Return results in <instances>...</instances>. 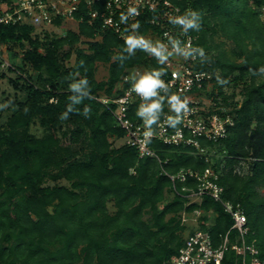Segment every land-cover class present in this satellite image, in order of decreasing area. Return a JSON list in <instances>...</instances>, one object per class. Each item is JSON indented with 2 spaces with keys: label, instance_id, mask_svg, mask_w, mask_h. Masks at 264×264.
Segmentation results:
<instances>
[{
  "label": "trees",
  "instance_id": "trees-1",
  "mask_svg": "<svg viewBox=\"0 0 264 264\" xmlns=\"http://www.w3.org/2000/svg\"><path fill=\"white\" fill-rule=\"evenodd\" d=\"M168 1L183 14L199 12L201 27L188 34L205 56L194 69L213 75L211 96L236 108L226 138L199 140L205 153L151 140L162 163L141 159L128 145L115 147L126 132L96 98L119 94V85L135 69L168 74L165 63L139 48L130 53L126 40L101 30L100 21L90 25L85 6V21L77 29L69 25L60 35H35L36 29L28 25L0 26V48L21 59V65L3 69L6 59L0 51V81L7 79L15 92L0 123V264H168L185 242L182 214L198 211L203 212L202 229L219 245L233 221L211 198L190 204L187 196L199 182L188 178L174 184L170 176L182 170L200 175L211 170L218 176L223 200L240 204L247 217V244L264 258V75L258 74L264 68V0ZM156 16L147 12L135 23L129 21L124 31L150 41L161 37L160 27L151 24ZM117 19L125 20L122 14ZM218 36L232 42L230 53L217 44ZM100 66L108 67L107 80H98ZM85 78L89 96L72 105L63 119L70 98L80 95L70 85ZM208 87L205 83L193 92L200 95ZM239 88L243 102L237 108ZM139 104L131 106L129 118L143 122L136 116ZM169 109L165 101L161 118ZM248 161L250 173L238 172ZM210 211L212 227L206 225ZM236 236L233 232L232 240ZM238 261L229 251L222 264Z\"/></svg>",
  "mask_w": 264,
  "mask_h": 264
},
{
  "label": "built area",
  "instance_id": "built-area-1",
  "mask_svg": "<svg viewBox=\"0 0 264 264\" xmlns=\"http://www.w3.org/2000/svg\"><path fill=\"white\" fill-rule=\"evenodd\" d=\"M99 4H102L100 9L97 8ZM83 6L88 9L90 25L98 24L100 21L101 30L112 31L124 40L128 37L124 28L129 26L130 22L135 23L147 12H155L157 16L151 24L162 30V36L156 39L170 46L169 51H171L170 40H180L195 47L196 39L193 36L188 32H182L179 25L170 23L171 17L183 15V12L168 0H0V26L28 25L35 29L45 26L64 29L65 33L70 29L69 25L77 29L85 21ZM119 14H122L124 21L117 19ZM59 21L60 26L56 25ZM202 59L200 57L184 59L185 65L177 71L165 64L169 72L163 74L161 79L165 81L170 91L182 96V100L187 104V110L178 117L181 128L173 133L167 124V118L176 115L171 109L157 124L152 125L150 137L144 135L147 131L144 122L132 121L129 118L131 106L137 102L142 103V98L130 90L129 77L133 73L144 72L141 69L133 70L124 78L119 85L121 89L119 94H115L112 98H96L113 113L117 126L126 132L124 145L135 148L141 159L152 158L162 163L150 146L151 140H158L170 147L189 146L205 153V148L199 142L200 139L217 142L226 138L227 126H233V123H230L233 118L217 113H206L196 99L198 94L193 92L195 88L201 89L205 83L208 84L211 78L209 73L198 72L194 69L195 65L192 66V62ZM10 67L7 61H3V69ZM162 94L166 93L162 91ZM188 178H195L199 182L197 190L187 196L189 201L195 199L201 203L205 197L211 198L222 205L224 212L231 217L233 225L219 245L215 243L208 230L194 231L185 239L179 254L168 264H222L229 251H234L239 259L236 264H264V258L260 257L259 250L254 245L247 244L248 220L241 205L223 200L224 188L217 183L218 176L211 170L206 171L204 175L182 170L176 176H170L174 184L185 183ZM208 215H213V212ZM210 221L206 223L208 227L213 223L212 220ZM233 232H237L235 240H232Z\"/></svg>",
  "mask_w": 264,
  "mask_h": 264
},
{
  "label": "clouds",
  "instance_id": "clouds-1",
  "mask_svg": "<svg viewBox=\"0 0 264 264\" xmlns=\"http://www.w3.org/2000/svg\"><path fill=\"white\" fill-rule=\"evenodd\" d=\"M170 23L179 25L184 33L190 30L199 31L201 27V16L197 11L188 10L183 15L171 17ZM126 44L130 53L139 48L153 55L160 64L167 62L169 56L174 53L185 58H204L205 56L203 49L191 47L180 40L169 41L171 51H169V47L164 43H153L138 35L128 36L126 38ZM258 74L264 75V68L259 69ZM162 75L163 72L161 70L153 69L144 72H136L129 77L130 90L142 98V103H140L136 109V116L146 125L147 131L144 133L145 137H150L152 135V125L157 124V122L161 120L165 101L176 114L175 116L167 118V124L173 129H176L177 125L180 123L178 118L179 114L187 110L186 101L182 100L181 97L175 93L170 92L165 81L161 79ZM70 89L72 92L79 93L80 95L70 98L72 104H69L67 106V111L62 114L63 119H66L68 112L73 110L72 105L81 103L84 97L89 96V82L86 78L81 79L76 83H72ZM162 91L168 94L166 96L161 95ZM84 115H88L87 108L84 110Z\"/></svg>",
  "mask_w": 264,
  "mask_h": 264
},
{
  "label": "rangeland",
  "instance_id": "rangeland-1",
  "mask_svg": "<svg viewBox=\"0 0 264 264\" xmlns=\"http://www.w3.org/2000/svg\"><path fill=\"white\" fill-rule=\"evenodd\" d=\"M262 11V17L264 20V9L260 10ZM57 33L58 35H60L61 33H64V29H55L52 27H40L36 29V34L35 35H40L43 36L44 33ZM153 43L155 42H161L160 39H153L152 40ZM216 42L217 44H223V48L230 53L232 48H233V44L231 41H228L226 38H222L221 36H218L216 38ZM162 43V42H161ZM170 47V46H169ZM3 52V56L5 57L6 61L11 65L14 63H17V65H21V59L20 56L18 58H16L13 53L8 54V52H6L5 50L3 51L2 48L0 49ZM20 50L17 49V52H19ZM8 56V58H6ZM184 59H190V58H185L183 56H180L178 54H173L171 56H169L167 62H165V64L167 65V67L171 68L172 70H179L181 67H183L185 65V61ZM199 61H194L192 62V66H194L196 63H198ZM25 71H30L31 69L29 67H26ZM146 71V70H144ZM6 74L8 77H12L15 78V74L10 73L6 70ZM108 75H109V71H108V67L107 66H100L99 67V72L97 75L98 80L102 81V80H107L108 79ZM220 76V72H217L216 77ZM216 80H214V76L211 75V78L209 80V87L207 89L206 93H201L200 95L196 96V99L200 102V107L202 109H204V111H206V113H218L219 111H221L223 114H226L227 118H233V116L230 114L234 108L233 105H229L227 107H225V103L223 102L222 98H216L218 99V101L215 100V97L211 96V92L214 90L213 86ZM242 91V88H239L236 90L237 92V96L234 100V104H238L237 108L240 107V104L243 102V97L240 95ZM226 92L228 95L232 94L233 90L232 89H226ZM14 90L13 88L10 86V84L8 83V80H2L0 81V111L3 110L2 112V117L0 119V123L3 124L6 117L8 116V112H7V108L10 106V102L8 101V98H14ZM231 102V101H229ZM1 114V113H0ZM229 116V117H228ZM234 119V118H233ZM230 123H233V120L230 121ZM33 132L39 136L42 135L41 130L38 127H34L33 128ZM125 140L121 139L120 141L114 143L115 147H121L124 145ZM241 168H237V171L243 174H248L250 173V161L248 162H244L241 166ZM51 185V184H50ZM173 196H169L168 200H172ZM194 203H199L198 200L195 199H191L190 200V204H194ZM189 204V205H190ZM110 211L112 213L115 212V209L113 208V205L110 204ZM213 211V210H212ZM212 211H210V213H212ZM212 216L213 215H209V219L212 220ZM202 217H203V213L202 214H198V213H193V214H182V224L183 226L186 227V231L182 234V237L184 239H186L191 233H193L194 231L200 230L202 229ZM184 220H186L184 222ZM211 222V221H210ZM209 227H212V224H209Z\"/></svg>",
  "mask_w": 264,
  "mask_h": 264
}]
</instances>
